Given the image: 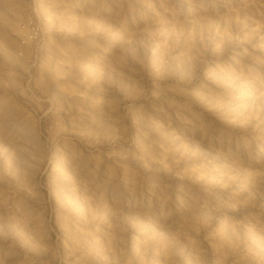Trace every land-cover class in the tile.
Listing matches in <instances>:
<instances>
[{
    "label": "rangeland",
    "instance_id": "obj_1",
    "mask_svg": "<svg viewBox=\"0 0 264 264\" xmlns=\"http://www.w3.org/2000/svg\"><path fill=\"white\" fill-rule=\"evenodd\" d=\"M0 264H264V0H0Z\"/></svg>",
    "mask_w": 264,
    "mask_h": 264
},
{
    "label": "built area",
    "instance_id": "obj_2",
    "mask_svg": "<svg viewBox=\"0 0 264 264\" xmlns=\"http://www.w3.org/2000/svg\"><path fill=\"white\" fill-rule=\"evenodd\" d=\"M19 36L14 46L18 56L28 57L35 66L45 44V27L39 7L31 3L28 12L19 24Z\"/></svg>",
    "mask_w": 264,
    "mask_h": 264
}]
</instances>
